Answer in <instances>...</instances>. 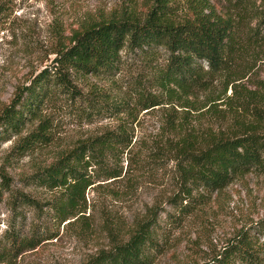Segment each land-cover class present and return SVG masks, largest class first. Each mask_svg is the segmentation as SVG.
I'll list each match as a JSON object with an SVG mask.
<instances>
[{"label":"rangeland","instance_id":"obj_1","mask_svg":"<svg viewBox=\"0 0 264 264\" xmlns=\"http://www.w3.org/2000/svg\"><path fill=\"white\" fill-rule=\"evenodd\" d=\"M147 2L0 0V107L33 74L53 63L55 51L82 23L131 10L144 13ZM212 2L233 22L237 53L227 71L206 77L207 86L194 94L168 91L157 72L166 63L164 50L157 54L124 52L116 75L74 74L72 81L86 95L99 92L104 102L123 104L127 112L89 123L63 95L49 102L41 116L50 119L52 143L25 154L14 150L39 120L28 123L19 135L0 138V188L5 184L11 190H5L0 199V264H84L99 251L128 240L148 219L160 223L162 248L153 264H205L243 229L264 219V166L215 191L191 188L181 170L177 129L192 135L199 131L200 137L232 133L234 115L248 113L254 96L264 93V0ZM147 103L151 106L145 108ZM123 121L133 131V145L109 163L121 175L109 178L95 166V183L81 211L61 222L47 204L58 190L37 186L28 177ZM260 134L264 139V126ZM186 190H193V200L184 199ZM17 192L41 204L12 200ZM174 197L182 199L181 206L194 204L195 211L182 216ZM33 232L46 239L18 256L9 252L12 234L28 237ZM254 243L260 248L263 244L261 240Z\"/></svg>","mask_w":264,"mask_h":264},{"label":"trees","instance_id":"obj_2","mask_svg":"<svg viewBox=\"0 0 264 264\" xmlns=\"http://www.w3.org/2000/svg\"><path fill=\"white\" fill-rule=\"evenodd\" d=\"M235 38L230 17L212 0H148L144 13L131 10L86 21L55 51L53 63L33 74L29 83L18 87L11 101L0 107V138L19 135L28 123L39 120L14 150L25 154L52 143L50 119L41 116L49 102L63 95L89 123L127 112L123 104L104 102V95L99 92L86 95L72 81L74 74L116 75L124 52L157 54L164 50L165 66L157 71L164 88L194 94L196 89L207 86L208 75L225 72L231 66L237 53ZM253 100L248 113L239 111L234 115L232 133H207L200 137L199 131L192 135L177 129L181 170L191 188L220 190L237 176L264 166V139L260 134L264 126V93ZM149 106L145 104V108ZM237 129L240 133L235 132ZM133 137V131L123 121L115 129L79 143L28 178L37 186L58 190L47 204L64 222L77 215L86 202V193L95 183V166L109 178L121 175L117 166L109 163L116 162L132 147ZM5 190L11 191L2 184L0 199ZM186 193L184 199L193 200V190ZM12 200L41 204L23 192L15 193ZM175 200L174 206L180 208L182 216L195 211L194 204L181 206L182 199L174 197ZM158 226L160 223L154 219L141 222L128 240L99 251L84 264H153L162 248ZM250 229H243L205 264H264V219ZM36 232L28 237L12 234L9 252L18 256L27 247L36 248L46 239ZM255 240L263 242L261 248Z\"/></svg>","mask_w":264,"mask_h":264}]
</instances>
